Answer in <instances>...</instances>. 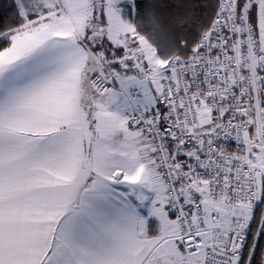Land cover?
<instances>
[{
  "label": "snow or ice",
  "instance_id": "1",
  "mask_svg": "<svg viewBox=\"0 0 264 264\" xmlns=\"http://www.w3.org/2000/svg\"><path fill=\"white\" fill-rule=\"evenodd\" d=\"M0 7V264H264V0Z\"/></svg>",
  "mask_w": 264,
  "mask_h": 264
},
{
  "label": "trees",
  "instance_id": "2",
  "mask_svg": "<svg viewBox=\"0 0 264 264\" xmlns=\"http://www.w3.org/2000/svg\"><path fill=\"white\" fill-rule=\"evenodd\" d=\"M11 0H0V5H7L10 4ZM2 7H0V11H2Z\"/></svg>",
  "mask_w": 264,
  "mask_h": 264
}]
</instances>
